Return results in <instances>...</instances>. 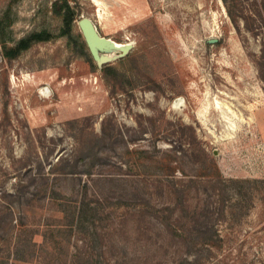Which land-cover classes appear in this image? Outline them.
<instances>
[{
	"label": "rangeland",
	"instance_id": "374dc122",
	"mask_svg": "<svg viewBox=\"0 0 264 264\" xmlns=\"http://www.w3.org/2000/svg\"><path fill=\"white\" fill-rule=\"evenodd\" d=\"M54 1L0 0V264H264V0Z\"/></svg>",
	"mask_w": 264,
	"mask_h": 264
},
{
	"label": "trees",
	"instance_id": "16d2710c",
	"mask_svg": "<svg viewBox=\"0 0 264 264\" xmlns=\"http://www.w3.org/2000/svg\"><path fill=\"white\" fill-rule=\"evenodd\" d=\"M52 10L62 16L63 18V22H64V28H65V31H67V33H69L71 30H72V24L73 22L78 18V14L75 10V7H73L69 0H55L53 3H52ZM51 37V34L48 33L47 31H41V32H38V33H35L33 36L30 37L29 40H21L17 46L13 47L10 49V51L8 50V47L7 45H3V53L5 55V57L7 59H10L12 58L13 56H16L18 53H20L22 50L28 48L31 44L32 41H46L48 40L49 38ZM85 44V43H84ZM0 61L2 62L3 60H1L0 58ZM144 152H147V151H143L141 153H144ZM76 173L75 171H72L71 174H74ZM86 174L88 176H92V172L91 171H87ZM208 176V175H207ZM173 178L174 176H172V174H167V175H159L158 178H160V180L164 181V179H166L165 181L167 182H171L172 186L174 185V183L169 180V178ZM102 179H105V178H102ZM190 180L188 181L189 183L192 182V183H196V180H201V179H198V177L196 178H189ZM176 180V182H178L179 180L177 179H174ZM217 180V177L215 176H210L209 177V181L207 183H211L212 185H214L213 183H215V181ZM229 181H224V183H227ZM200 183H204L203 181H201ZM179 185H184V184H179ZM174 190H177L176 189V185H174L172 187ZM213 188H215L214 190H216V186H214ZM182 190V189H181ZM180 190V191H181ZM213 190V191H214ZM187 191V189L185 190ZM222 196V195H221ZM164 209H169V206H167L166 208ZM85 208L84 207H81L80 208V216H79V219H82L83 217V214L85 212ZM195 231L196 233L198 232V230H196L195 228ZM194 231V232H195ZM209 233V232H208ZM209 234H215V230H214V227L212 226L210 228V233ZM176 235H178L177 231H176Z\"/></svg>",
	"mask_w": 264,
	"mask_h": 264
},
{
	"label": "water",
	"instance_id": "95a60500",
	"mask_svg": "<svg viewBox=\"0 0 264 264\" xmlns=\"http://www.w3.org/2000/svg\"><path fill=\"white\" fill-rule=\"evenodd\" d=\"M78 24H79V27L83 33V36L86 40V43L90 51L92 52L93 55H97L98 54L97 49L100 48V50H102V48L104 47V44L96 28V25L94 24L92 19L88 17H82L79 20Z\"/></svg>",
	"mask_w": 264,
	"mask_h": 264
},
{
	"label": "bare ground",
	"instance_id": "6f19581e",
	"mask_svg": "<svg viewBox=\"0 0 264 264\" xmlns=\"http://www.w3.org/2000/svg\"><path fill=\"white\" fill-rule=\"evenodd\" d=\"M102 42L104 44L103 48H111V49H117V50H127L129 48V44H117L114 43L111 40L105 39L103 37H101ZM102 48V49H103ZM100 50V48L97 49V51ZM106 56H103V58H105Z\"/></svg>",
	"mask_w": 264,
	"mask_h": 264
},
{
	"label": "clouds",
	"instance_id": "9594fccd",
	"mask_svg": "<svg viewBox=\"0 0 264 264\" xmlns=\"http://www.w3.org/2000/svg\"><path fill=\"white\" fill-rule=\"evenodd\" d=\"M49 134L51 135L52 133L50 132Z\"/></svg>",
	"mask_w": 264,
	"mask_h": 264
}]
</instances>
